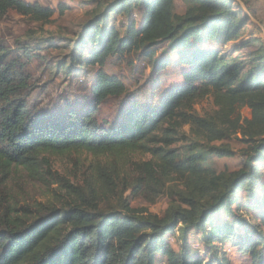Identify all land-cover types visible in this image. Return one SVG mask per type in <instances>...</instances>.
Returning a JSON list of instances; mask_svg holds the SVG:
<instances>
[{"label": "trees", "instance_id": "1", "mask_svg": "<svg viewBox=\"0 0 264 264\" xmlns=\"http://www.w3.org/2000/svg\"><path fill=\"white\" fill-rule=\"evenodd\" d=\"M176 1L100 0L77 40L80 55L85 54L82 64L98 67L90 102L62 112L39 116L31 111L22 96L29 85L0 44V170L14 165L31 170L44 153L85 150L110 158V167L98 166L94 182L75 188L78 199L59 214L52 210L25 222L10 218L7 208L0 215V264H155L157 255L167 264H227L215 245L226 241L253 260L261 259L254 248L260 240L250 224L245 219L218 220L217 214L232 213L233 205L239 208L243 191L255 208L264 209V45L248 60L249 53L240 52L254 38L240 41L250 20L237 0H180L182 14L175 12ZM66 9L58 5L60 15ZM8 10L40 23L55 13L25 0H0V17ZM136 13L139 21L132 18ZM115 14L128 19L122 35L110 24ZM254 16L264 24L259 9ZM162 43L166 46L157 57ZM133 51L148 57L154 73L165 68L164 55L174 52L175 63L184 67L182 81L154 102L130 101L115 121H99L100 105L126 93L123 81L103 66L108 58ZM72 64L60 68L72 73ZM208 96L216 110L200 117L193 107ZM244 107L249 117H242ZM184 125L207 143L238 134L244 144L242 166L216 171L197 148L180 158L169 146ZM155 142L162 146L152 148ZM206 147L210 155L233 154L226 145ZM136 151H152L155 157L142 164L146 185L158 189L165 182L182 183L186 192L179 197L185 206H171L162 217L136 211L127 202L120 209L100 207L114 188L108 168ZM260 215L264 224V214ZM176 228L184 237L191 230L201 232L205 248L213 250L207 263L186 250L176 252L164 240L163 235Z\"/></svg>", "mask_w": 264, "mask_h": 264}, {"label": "rangeland", "instance_id": "2", "mask_svg": "<svg viewBox=\"0 0 264 264\" xmlns=\"http://www.w3.org/2000/svg\"><path fill=\"white\" fill-rule=\"evenodd\" d=\"M25 1L55 10L54 15L45 23L33 21L14 10H8L0 17V44L8 52L7 59L13 62L18 73L29 85L28 89L22 92V96L31 111L40 113L39 116H45V113L62 112L68 107L88 105L91 85L98 67H87L82 64L85 54L80 55L77 40L84 24L91 18L95 9L100 8L97 5L100 0ZM237 1L241 12L250 20L240 41L254 38L240 51L244 54L249 53L246 55L248 60L259 46L264 45V24L254 16L255 11L259 9L261 17L264 18V0ZM245 1L248 2L249 8ZM59 4L67 7L62 15L58 13ZM175 12L178 14L184 12L180 0L175 3ZM132 18L139 21V14H133ZM127 21L126 17L116 14L110 18V24L114 25L121 35ZM233 45L231 43L226 47L231 48ZM164 46L166 43L157 46V57ZM164 56L168 60L165 68L155 73L152 62L142 52L133 51L108 58L103 70L121 79L125 84L126 93L120 98H110L102 103L98 120L115 121L119 111L130 101L154 102L168 87L180 83L182 81L180 74L184 67L175 63L177 57L174 52L168 51ZM71 63H74L72 73H66L60 68L71 66ZM193 110L198 116L204 117L213 115L216 107L212 98L208 96L199 100ZM240 113L242 117H249V110L245 107L241 108ZM160 136L161 132L157 137ZM175 138L169 149L176 152L180 158L191 149L197 148L205 154L206 165L216 171H236L242 166L240 151L244 144L239 140L238 134L207 143L205 138L196 139L190 126L184 125L177 130ZM207 144L226 145L233 154L222 157L210 155ZM160 146L161 142L151 144L152 148ZM109 160L106 155L98 156L85 150H73L65 153H44L31 170L15 165L0 170V215L8 208L10 218H21L25 222H30L52 210L54 213H61L78 199L74 189H85L87 181L94 182L98 166L110 167ZM154 160L152 151H136L127 159L118 161L114 168H108L112 172L114 188L109 196L100 202V207L104 210L120 209V204L127 202L130 208L136 211L143 210L144 214L162 217L171 206H185L179 197L180 193L186 192L182 183L165 182L164 186L158 189H151L153 188L151 185H146L142 164ZM239 196L241 206L237 208L233 205L232 213L220 212L217 218L230 222L245 219L250 224L251 232H256V238L260 240L254 248L261 259L253 260L249 253L241 251L231 241L215 243L218 256H225L227 264H264V224L260 223L259 219L260 212L264 214V209L255 208L252 201L246 198L244 191ZM163 238L176 252L186 250L192 258H201L205 263L213 251L205 248L200 231L191 230L184 237L181 230L176 228L163 235ZM155 264L167 263L164 257L157 255Z\"/></svg>", "mask_w": 264, "mask_h": 264}]
</instances>
